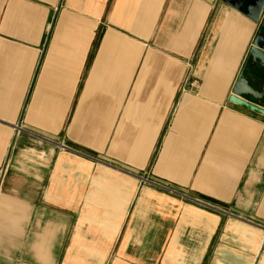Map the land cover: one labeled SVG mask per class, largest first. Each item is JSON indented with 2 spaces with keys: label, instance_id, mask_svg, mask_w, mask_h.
<instances>
[{
  "label": "crops",
  "instance_id": "crops-1",
  "mask_svg": "<svg viewBox=\"0 0 264 264\" xmlns=\"http://www.w3.org/2000/svg\"><path fill=\"white\" fill-rule=\"evenodd\" d=\"M251 1L0 0V264H264Z\"/></svg>",
  "mask_w": 264,
  "mask_h": 264
},
{
  "label": "water",
  "instance_id": "water-1",
  "mask_svg": "<svg viewBox=\"0 0 264 264\" xmlns=\"http://www.w3.org/2000/svg\"><path fill=\"white\" fill-rule=\"evenodd\" d=\"M250 12L244 11L254 21L259 22L257 31L249 47L241 70L235 80L229 100L244 105L252 110L264 113V106L256 101H251L243 95L244 84L247 79L260 83L259 94L264 96V0H252ZM249 9V8H248Z\"/></svg>",
  "mask_w": 264,
  "mask_h": 264
}]
</instances>
